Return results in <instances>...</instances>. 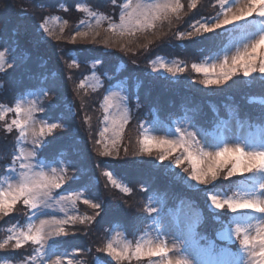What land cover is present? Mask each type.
I'll return each instance as SVG.
<instances>
[{"label": "trees", "instance_id": "16d2710c", "mask_svg": "<svg viewBox=\"0 0 264 264\" xmlns=\"http://www.w3.org/2000/svg\"><path fill=\"white\" fill-rule=\"evenodd\" d=\"M123 3V0H0V51L6 56L5 69L0 72V103H8L7 106L11 108L15 100L26 94L41 90L53 93V99L47 104L49 112L44 114V119L62 121L63 118H75L82 125L71 127L70 122L62 131L65 135L51 140L47 137L36 151V157L45 162L62 158L67 166L71 161L73 178L61 191L72 188L87 190L95 202H102L98 212L102 208L103 211L98 215L90 213L91 221L80 226L86 230L79 229L73 233L72 239H59L54 245L59 251L70 247L81 250L84 254L74 264L145 263L146 259H138L135 254L119 260L109 256L106 239L110 227L114 226L112 224L123 226L133 235L143 212L140 207L142 186L148 183L150 188L146 195L164 197L162 199L166 204L161 209L163 214H174L179 202L180 206L188 204L202 214L194 227L196 237L204 243L211 239L220 240L222 245L234 250L238 243L234 231L238 223H228L233 216L227 218L235 213L227 208H210L205 202V195L209 190L220 189L226 198H234L235 193H238L236 183H249L248 177L252 174L237 173L236 177L229 180L221 178L212 185L197 188L188 187L179 179L175 180L174 173L172 175L166 169L139 158H136L138 161L130 162L124 161L122 157L117 162L104 158L98 151L104 148L98 132L99 122L104 116L100 100L108 89L117 84L130 88L126 91L132 112L130 140L139 152L142 144L138 133L134 131V123L139 118L144 119L145 112H148L149 117L163 121L171 113L188 116L199 128L214 134L219 126L232 119L236 120L238 127L244 123L249 124L252 131L256 126L264 127V101L260 104V100H264V77L260 78L259 73L250 77L251 83L248 85L239 84L229 89L207 92L201 85L204 75L192 70L193 63L223 44H228L229 39L239 35L245 26H257L262 17L253 14L239 25L233 24L217 32H205L201 28L196 31L195 24L190 25L191 21L187 18L194 12L197 13L196 18L199 15L209 16L215 7L207 0H202L196 8L185 4L188 7L186 15L179 13L171 17L162 24L164 27L160 32L155 31V38L145 43L147 49L135 50L131 48L133 41L128 38L124 42L125 46L118 45L114 41L115 32L110 28V24L118 21ZM92 13L104 17V20L97 27L83 29V24ZM134 53L138 54V61L128 59L124 62L123 54ZM161 56L178 57L184 62L185 70L173 75L175 78L154 75L152 62ZM94 62L103 64L95 69L103 86L89 92L81 82L94 70ZM10 63L14 66L10 67ZM154 79L157 82H152ZM12 116L15 118V111L0 119V159L17 142L19 133L14 124L10 125ZM90 123L93 126L94 148H89L88 143L85 146L82 137L78 136L86 131L83 126ZM65 146L68 154L62 155L61 149ZM95 147L98 150H94ZM82 155L88 156L89 160L83 158L78 163L77 158ZM111 175L124 183L128 191H122L123 187L113 183ZM15 210L10 221L19 220V211ZM26 212L24 210L20 213L21 220ZM153 217L154 213L145 218L142 230L151 226ZM220 222H225V227L222 225L224 230L234 231V238L217 240L221 230ZM0 234V243L8 241L6 247L0 250L2 260L20 261L21 252L25 250L32 256V248L36 244L29 243L22 250L17 249L13 242L5 238L4 231ZM137 243L134 240L132 247L136 248ZM33 263L28 260L26 264Z\"/></svg>", "mask_w": 264, "mask_h": 264}, {"label": "rangeland", "instance_id": "374dc122", "mask_svg": "<svg viewBox=\"0 0 264 264\" xmlns=\"http://www.w3.org/2000/svg\"><path fill=\"white\" fill-rule=\"evenodd\" d=\"M123 1L124 3L121 7L118 21L110 24V28L115 32L114 41L118 45L125 46L124 42L128 38L133 41L131 43L132 49L143 50L148 48L145 46V43L152 41L155 38V31L160 32L163 29V23L167 22L171 17H175L179 13H184L183 15H186L188 7L184 6L185 4H187L190 8H196L202 0ZM207 2L215 7L211 15H199L196 18L197 13L194 12V14L187 18L188 21H191L190 25L195 24L194 27L196 29L194 28V30L196 31L200 30L198 28L203 29V26L208 24L210 27H213L212 32H217L218 30L230 27V25L233 24L239 25L241 22L250 18L246 17L244 20L233 21L232 24L223 25L221 28L217 29L214 27V24L224 19V13L227 12L228 9L232 8L233 11H236L239 7L245 4L246 0H224L223 3L221 0H207ZM125 5H128V7H125ZM173 8L176 10L173 11ZM122 16L124 17V20H121ZM102 19L104 20V17L100 18V16L92 13L91 17L85 21L82 27L83 29L97 27L101 24ZM193 19L194 21H192ZM258 27L260 29H257ZM121 31H123V35H121ZM261 35H264V17L260 18L257 26H245L244 30L239 35L229 39L226 47L221 46L219 49L209 52L207 55L202 57L200 61L193 64L210 66L214 63H220L226 56L230 58L236 55L238 51H243L246 46L254 43L256 40H259ZM261 51H264V47L258 50L257 55H259ZM122 58L124 62L128 59H131L132 62L140 59L138 54L135 53L134 55L123 54ZM129 62L130 61H128V63ZM101 65H103L102 62H94L92 64L94 70L90 71V73L81 82L82 86L89 92L97 90L103 86L102 79L95 71L96 67H100ZM161 65L173 68H184L185 64L182 60H179L178 57L168 58L165 56L157 57V59L152 62L154 75L175 78L171 73L166 71L165 67H161ZM5 66L6 56L0 59V72L5 69ZM154 67L156 70H154ZM179 73L181 72H178L177 74ZM156 77L157 76L154 78ZM156 80L157 79H154L152 82H157ZM250 80V78H244L242 75H238L223 85L205 86L202 83L201 85L205 91L209 92L229 89L234 86H239V84L248 85L251 83ZM129 89L130 88H127L126 86L117 84L108 89L101 97L100 106L104 116L102 121L99 122L98 132L104 148L102 150H98L95 147L94 150L101 152L102 157L110 158L115 162H117L118 159H121V157L124 161L129 160V162L138 161L136 158L145 160L147 163L166 169L168 173L172 175L174 173L175 175H173V177L175 180L179 179L180 182L188 185V187H203L204 185H199L198 182L190 179V173L192 171L191 163L187 160V153L184 151L183 147H177L176 150L169 151L166 148L161 149L151 146L150 152L143 150L139 152V149L134 146L130 140V120L132 112H130V106L128 105V98L126 95V91H129ZM48 92L49 93H45L41 90L31 94H26L18 100H15L11 108L7 106L8 103H0L2 105V107H0V113H3L4 117L5 115H8V113L10 114L12 111H15L17 105L21 108L20 113L15 111V118L12 116L10 125L13 124V120H20L22 123H25L28 121L29 112L31 115V121L25 123L23 130L15 124L13 125L17 128V133L19 134L16 144H13L12 149L6 151L5 156L0 159V190L7 191L10 187H17L22 182L23 173L36 175L43 172L49 179H57L58 182L61 183V187L59 189L54 187L50 188V194L46 197H41L38 207L35 209H33L30 205H26L23 202V198H21L14 205H11L6 211L0 212V233L1 231H4L5 238L8 239L9 237H13L10 241L14 243V247L16 239H20L21 232L27 233L30 227L34 228L39 226L41 221L48 222L44 230V240L41 244H36L32 248L31 257L29 251L25 250L24 253L21 252L22 257L20 261H7L2 260V257H0V264H26L28 260L34 261L33 264H54V261H58L59 264H74L78 261V257L84 253L80 252L81 250L79 251L74 249L73 247H70L67 250L59 251L56 249L57 246L54 245V242L59 239H72L74 237L73 233H76L79 229L81 231L86 230L84 227L80 226L84 225V222L89 223L91 221L92 216L90 213L94 212L98 215L103 211V208L98 212V209L92 207V204L95 203H99L101 207L102 202H95L87 190L72 188L63 192L61 191V189L66 188L70 179L73 178L71 161L67 166L62 158H57L54 161H47L46 163L40 162L36 158V151L41 147V144L44 143V140L47 137L48 140H51L50 138H58L65 135L62 131H65V128L70 122L71 127L82 125V123L75 118H63L62 121H46V119H44V114L49 112V110H47V104L54 96L53 93H50V91ZM260 101V104H263L264 100ZM9 109L11 110L9 111ZM144 114L146 115L144 119L139 118L134 123V131L138 133V137L141 141L145 136L157 140L162 139L173 142L180 141L183 138V140L192 145V150H202L204 152L220 151L223 147H241L245 151L264 150V128H261L260 131L262 135L261 140H255L252 135L253 132L251 130V126L244 123L238 127L235 119H232L223 126H219L217 128L218 135H216L213 132H206L200 129L188 116L181 117L177 116L178 114L171 113L170 116L168 115V119L166 117V121L164 122L159 118L149 117L148 112H145ZM53 125L56 126L52 127ZM49 127H52L51 132L47 131ZM221 127L223 129L219 130ZM42 128L45 132L44 135L41 136L39 135V132ZM83 130L86 131L79 133V138L82 137L85 146L86 143H88L89 148H94V139L92 140L93 126L91 123L83 126ZM113 141L118 142L114 144ZM142 147L143 146H141V148ZM106 150L110 153V155L105 156L103 154ZM61 151L63 153L62 155L68 154L66 146L61 149ZM29 153H35V155L29 156ZM162 154L167 155L166 160L161 161L160 156ZM83 158H87V160H89L88 156L82 155L77 158V162L79 163V161ZM177 160H181L182 162L178 165L176 163ZM22 163L30 165V168H22ZM185 168L188 169L187 172L184 171ZM53 169L55 171H53ZM248 178L250 181L249 183H236L235 187L238 193H235L234 198L244 197L250 199H264V188L261 187V185H264L263 173H253ZM111 179L117 186L127 188V186L119 181L118 178L116 179L111 175ZM255 181L256 185L258 183L257 188L255 189L249 187L251 184L255 183ZM146 184L147 185L142 186L143 194L140 198V207L143 210L139 216V218L141 217V221L139 223L137 222L135 226L136 230H134L133 235H130L123 226L112 224L114 226H111L108 231L109 237L106 239L108 240L107 244L111 243L114 250L117 252H122L127 247L129 250L128 255L135 254L136 248L132 247L134 240L138 241L137 245L142 247L158 246L163 244L172 250L169 252L167 257L169 259L181 258L179 253H183L185 257L192 261V264H204V261L208 259V257L201 254L199 248L207 247L208 244H202L199 239L198 247L194 246L192 243V230L199 223L200 218H202V214L192 209L188 206V204H181L180 211H176L174 214H170V212L168 214H162L161 208L166 204V202L162 199L164 197L159 195L154 196L151 194H147V196L146 192H148V188L150 187L148 183ZM210 195H217L221 199H226L224 191L222 192L220 189L216 191L209 190V192H206L205 202L208 203L210 208H214L211 206L210 200L207 199ZM96 198H98V196ZM85 200H88L89 202L85 203ZM201 203L204 202L202 201ZM15 209L19 211V220L17 221L16 219V221H10V217L15 214ZM24 210L27 212L23 214L21 220L20 213ZM249 211L251 210H247V212ZM152 213H154V217L151 226L146 230H142L145 218L149 217V214L152 215ZM246 215V212L241 211L229 215L227 218L229 219L230 216L237 218V221L239 220L243 223L239 225L242 226V228L247 229V232L245 233L242 231L241 235L237 239L238 243L236 246L240 247L239 251L235 253L227 249L229 253L228 259L230 261H236L237 264H251L252 257L243 249V245L240 241L243 239L245 234L254 237L256 235L257 227L260 224H264V214L259 213L254 216L251 221L244 220ZM203 216L205 215L203 214ZM12 218L13 217H11V220ZM59 221H67V223H58ZM107 222L108 220L105 221V223ZM222 225L225 227V222L219 223V228H221V230L218 234L217 240L221 239L224 241L228 238H234V231L231 229L224 230ZM61 227L68 233L67 236H58L56 234L59 232ZM229 233L231 234L229 235ZM210 242L214 243L215 240ZM29 243L32 242H24L20 249L22 250V248ZM127 257H121L120 259ZM142 258L146 259V262L141 264H162L161 259L158 257H148L144 255Z\"/></svg>", "mask_w": 264, "mask_h": 264}, {"label": "snow or ice", "instance_id": "6c2138e0", "mask_svg": "<svg viewBox=\"0 0 264 264\" xmlns=\"http://www.w3.org/2000/svg\"><path fill=\"white\" fill-rule=\"evenodd\" d=\"M223 3L224 0H221ZM128 7V5H125ZM178 7V5H177ZM176 9L173 8V11ZM253 14L258 15L259 17H264V0H246L245 4L239 7L238 10L233 11L232 8H229L227 12L224 13V19L216 22L214 27L219 29L223 25L232 24L233 21L244 20L246 17H251ZM121 20H124V17H121ZM205 32H212L213 27H210L208 24L203 26ZM77 35H86V33H77ZM123 35V31H121ZM264 47V35L259 37V40H256L254 43L246 46L243 51H238L236 55L232 57H225L222 62L214 63L210 66L193 64L192 70L196 73H202L204 79L201 81L205 86L211 85H223L228 81L232 80L233 77L242 75L244 78L253 77L254 74L259 73L261 77H264V51H261L257 55L258 50ZM5 56L3 51H0V59ZM10 67L14 66L9 64ZM165 67L166 71L172 75H176L178 72H183V68H173ZM154 70L155 67H154ZM11 109H9L10 111ZM15 111L17 113L21 112L19 105L16 106ZM4 118V114L0 113V119ZM31 121V115L29 112L28 123ZM17 127H20L22 130L25 127V123H22L20 120H13L12 122ZM53 125L52 127H55ZM52 127L47 129L48 132L52 131ZM45 130L40 129L39 135H44ZM119 135V134H117ZM118 141H113L117 143ZM38 143V141H37ZM142 150L146 152L151 151V146H155L161 149H167L169 151L176 150L177 147H183L184 151L187 153V160L191 163L192 171L190 173V179L198 182L199 185H212L217 180L223 178L229 180L233 177H236L237 173L241 174H253V173H264V150L258 151H245L241 147H223L220 151L215 152H204L202 150L194 151L192 150V145L187 141H167V140H157L154 138H149L147 136L141 141ZM105 156L110 155L106 150L103 153ZM29 156L35 155V153H29ZM161 161L167 159V155L162 154L160 156ZM182 161L177 160L179 165ZM230 165V166H229ZM22 168H30L28 164H21ZM225 169H227L225 173ZM53 171H55L53 169ZM185 172L188 171L187 168L184 169ZM108 175V173H106ZM62 179V178H61ZM115 183V182H113ZM61 187V183L57 179H49L43 172L36 175H29L27 173L22 174V182L15 188H9L7 191L0 190V212L6 211L11 205H14L18 200L23 198V202L26 205H30L33 209L38 207V203L41 197L48 196L50 188ZM264 188V185H261ZM122 191L127 192L128 189L124 188ZM210 200L211 206L216 210H223L227 208L231 213H237L238 211L251 210L255 213L264 214V199L255 198H226L221 199L217 195H210L207 198ZM88 200H85V203H88ZM92 207L95 209L100 208L99 203L92 204ZM154 211V209H153ZM177 212L180 211V208L177 207ZM48 222L41 221L39 226L30 227L27 233L21 232L20 239H16L15 248L19 249L22 247V244L27 241H31L34 244H41L44 240V230ZM58 223H67V221H59ZM235 235L239 237L243 232H247L246 228H242L239 224H236ZM193 240L192 243L194 246H199V241L195 239L194 228ZM58 236L63 235L67 236L68 233L65 232L64 228H60L59 232L56 233ZM231 233H229L230 235ZM13 237H9V241ZM8 241L5 243H0V249H4ZM243 245V249L252 257L251 264H264V224H260L256 229V235L254 237L245 234L243 239L240 241ZM216 248V245L212 242H209L207 247H200L199 251L205 257H208L204 261V264H237L236 261H230L228 259L227 249H220L219 258H215L213 253ZM103 251V249H101ZM171 249L167 248L166 245L158 246H147L142 247L138 245L135 249L136 257L146 255L148 257H158L161 259L162 264H192V261L179 253L181 258L169 259L167 258ZM128 248L126 247L122 252H117L114 250L113 245L109 243L107 245V253L109 256L115 257L119 260L121 257H127ZM54 264H59L58 261H54Z\"/></svg>", "mask_w": 264, "mask_h": 264}]
</instances>
